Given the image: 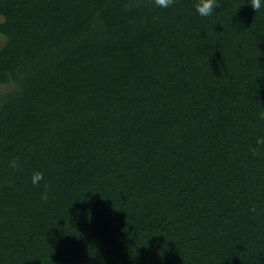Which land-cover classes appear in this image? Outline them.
Instances as JSON below:
<instances>
[{"label":"trees","instance_id":"trees-1","mask_svg":"<svg viewBox=\"0 0 264 264\" xmlns=\"http://www.w3.org/2000/svg\"><path fill=\"white\" fill-rule=\"evenodd\" d=\"M10 83L0 264H264V9L0 0Z\"/></svg>","mask_w":264,"mask_h":264},{"label":"clouds","instance_id":"clouds-1","mask_svg":"<svg viewBox=\"0 0 264 264\" xmlns=\"http://www.w3.org/2000/svg\"><path fill=\"white\" fill-rule=\"evenodd\" d=\"M174 0H155V4L161 8H168L172 5ZM251 6L256 10L264 9V0H250ZM193 7L196 14L201 17L212 16L216 9L219 8V0H193ZM261 118H264V113H261ZM258 144H264V137L257 138ZM10 166L13 168L20 167L18 160L13 159L10 161ZM31 183L33 185H39L44 181V172L42 169H34L31 174ZM45 189L48 188V184L44 183ZM42 198L47 199V191L41 193Z\"/></svg>","mask_w":264,"mask_h":264},{"label":"rangeland","instance_id":"rangeland-1","mask_svg":"<svg viewBox=\"0 0 264 264\" xmlns=\"http://www.w3.org/2000/svg\"><path fill=\"white\" fill-rule=\"evenodd\" d=\"M3 42V40H2ZM17 88V85L15 83H10L7 85H1L0 86V91L2 92V94H6L9 91H13Z\"/></svg>","mask_w":264,"mask_h":264}]
</instances>
